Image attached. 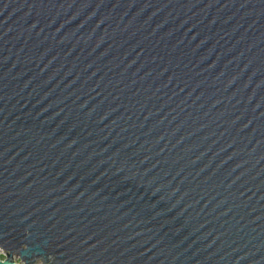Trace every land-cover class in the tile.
<instances>
[{
	"label": "water",
	"instance_id": "1",
	"mask_svg": "<svg viewBox=\"0 0 264 264\" xmlns=\"http://www.w3.org/2000/svg\"><path fill=\"white\" fill-rule=\"evenodd\" d=\"M0 264H264V0H0Z\"/></svg>",
	"mask_w": 264,
	"mask_h": 264
},
{
	"label": "built area",
	"instance_id": "2",
	"mask_svg": "<svg viewBox=\"0 0 264 264\" xmlns=\"http://www.w3.org/2000/svg\"><path fill=\"white\" fill-rule=\"evenodd\" d=\"M4 258V252L0 249V259Z\"/></svg>",
	"mask_w": 264,
	"mask_h": 264
},
{
	"label": "bare ground",
	"instance_id": "3",
	"mask_svg": "<svg viewBox=\"0 0 264 264\" xmlns=\"http://www.w3.org/2000/svg\"><path fill=\"white\" fill-rule=\"evenodd\" d=\"M2 250V249H1ZM3 251V250H2Z\"/></svg>",
	"mask_w": 264,
	"mask_h": 264
}]
</instances>
